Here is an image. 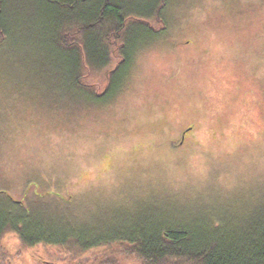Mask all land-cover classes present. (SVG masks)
Masks as SVG:
<instances>
[{
    "label": "rangeland",
    "instance_id": "374dc122",
    "mask_svg": "<svg viewBox=\"0 0 264 264\" xmlns=\"http://www.w3.org/2000/svg\"><path fill=\"white\" fill-rule=\"evenodd\" d=\"M5 5L1 201L68 232L151 212L178 225L263 219L264 0H170L168 31L140 48L107 99L96 78L98 102L72 85L40 4Z\"/></svg>",
    "mask_w": 264,
    "mask_h": 264
},
{
    "label": "trees",
    "instance_id": "16d2710c",
    "mask_svg": "<svg viewBox=\"0 0 264 264\" xmlns=\"http://www.w3.org/2000/svg\"><path fill=\"white\" fill-rule=\"evenodd\" d=\"M35 2L48 17V40L55 42L72 85L96 102L101 99L97 77L105 84L101 96L107 99L121 89L140 48L168 31L170 0L138 7L121 0ZM5 8L0 0V46L11 37ZM7 198L0 200V264H15L26 254L35 264H264V217L251 221L240 213L233 217L240 221L235 226L223 217L178 225L151 212L131 226L68 232L35 219L21 203ZM9 238L17 242L13 250Z\"/></svg>",
    "mask_w": 264,
    "mask_h": 264
}]
</instances>
